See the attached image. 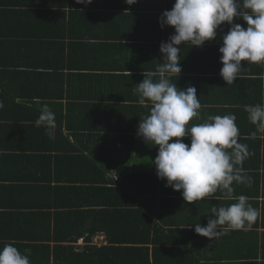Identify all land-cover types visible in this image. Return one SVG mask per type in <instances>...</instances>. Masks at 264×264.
<instances>
[{
	"label": "crops",
	"instance_id": "0c3cea01",
	"mask_svg": "<svg viewBox=\"0 0 264 264\" xmlns=\"http://www.w3.org/2000/svg\"><path fill=\"white\" fill-rule=\"evenodd\" d=\"M174 3L138 0L128 5L125 0H92L85 5L76 0H0V101L4 105L0 117L20 118L0 121L1 154L17 155L0 162V214L8 212L13 218L8 227L0 223V235L25 237L29 233H23L22 228L35 222L47 225L46 220H40L46 213L67 214L59 226L68 223L69 228L63 231L75 229L80 212L96 208L98 201H110L113 204L107 208L113 209L117 203L137 206L152 219V225L161 224L163 219L174 222L165 227L175 230L172 244L194 247L196 252L189 253L203 264L221 257L229 262L253 257L251 246L264 238V134L249 121L245 106L264 104V74L262 82L238 77L227 85L219 77L221 82L209 88L201 86L212 82H199L197 76H221V54L209 61L206 47H221L224 32L217 29L216 39L206 41L203 47L182 44V71L171 81L179 88L194 86L197 90L200 118L190 121L189 127L208 116L235 115L238 142L246 145L249 153L241 165L242 175L249 180L233 183V197L247 196L260 212L257 220L251 227L227 229L216 239L197 234L195 225H207L212 207L228 206L235 200L225 199L218 190L203 200L186 202L182 190L166 187V180L158 178L153 165L158 146L137 135L140 120L150 113L152 105L147 101L139 104L133 89L145 73H156L153 78H158L157 66L163 63L161 43L175 33L171 26L162 28L159 18ZM239 19L246 29L247 23ZM257 65L243 63L242 71L246 67L254 71ZM259 91H263L260 103ZM44 104L55 113L54 140L49 139L45 127L35 123ZM182 139L186 144L191 142L190 137ZM69 148L78 149L75 153L85 151L98 166L93 167V184L101 180L118 191L111 190L107 198L91 192L87 201L80 200L77 181L88 178L82 169L90 165L74 164L70 152L64 151ZM95 186L102 188L100 183ZM38 224L32 227L38 228ZM72 244L82 252L84 237ZM92 244L103 247L104 262L100 264H130L127 257L137 248H142L136 254L140 263L149 264L146 249L150 259L153 249L152 245L111 246L103 232L93 237ZM119 249L121 254L116 252ZM164 254L170 258L169 251ZM179 258L174 255V260Z\"/></svg>",
	"mask_w": 264,
	"mask_h": 264
},
{
	"label": "clouds",
	"instance_id": "9594fccd",
	"mask_svg": "<svg viewBox=\"0 0 264 264\" xmlns=\"http://www.w3.org/2000/svg\"><path fill=\"white\" fill-rule=\"evenodd\" d=\"M78 4H91L92 0H76ZM133 5L138 0H125ZM242 18L248 25L234 23ZM161 27L171 26L175 33L168 42H162L160 52L163 63L156 73H145L142 82L133 91L139 104L151 103L150 113L140 120L137 135L146 143L158 146L153 161L157 176L166 180V187L182 190L186 202H196L216 193L235 202L228 206L212 207V218L206 226L195 225V232L209 239L220 237L227 229L251 227L260 215L248 197H233V183L249 180L242 175L243 160L249 155L247 146L238 142L239 129L233 114L208 116L202 123L192 124L200 118L201 103L194 86L182 89L171 81L180 74V51L184 43L203 47L206 41L217 37V29L227 23L222 34L223 44L220 75L227 85L234 83L244 66L242 62L264 63V0H175L171 10L159 18ZM0 101V108H3ZM249 121L257 132L264 134V104L246 105ZM43 126L49 139H55V113L44 104L35 121ZM252 135H256L254 132ZM190 137V144L183 142ZM176 138V139H173ZM226 226V227H224ZM30 253V249H25ZM0 264H31L29 255L21 253L13 243L0 248Z\"/></svg>",
	"mask_w": 264,
	"mask_h": 264
},
{
	"label": "trees",
	"instance_id": "16d2710c",
	"mask_svg": "<svg viewBox=\"0 0 264 264\" xmlns=\"http://www.w3.org/2000/svg\"><path fill=\"white\" fill-rule=\"evenodd\" d=\"M234 23L240 24L243 26L244 23H240L239 18H234ZM248 25L245 24V27ZM244 27V26H243ZM230 25L227 23L221 25L219 28L222 32L227 33ZM181 47V46H178ZM207 59L212 61L214 59L213 55L221 54L219 52L218 46H208ZM204 48V53L206 51ZM186 53V52H185ZM184 53V54H185ZM222 55V54H221ZM205 60L200 64H204ZM251 64L247 61L242 62ZM258 64L257 68L254 71H250L248 67L241 71L240 78H248L252 83L262 82V77L264 74V64ZM250 73H253L250 75ZM203 79L201 76L198 79L199 82L209 81L212 83H207L201 86H207L208 88L211 85H215L220 81L221 76H218L215 73L211 75L204 74ZM249 75V76H244ZM253 75V76H252ZM255 78V79H253ZM258 88L262 89V84L258 83ZM263 91H259L258 102H261V97ZM212 109V108H211ZM16 121L20 118H4L0 117V121ZM11 119V120H10ZM22 121V120H20ZM1 126V125H0ZM24 128V125H21ZM13 130H16V127H12ZM56 137V136H55ZM59 140V139H58ZM75 148H69L64 151H69L73 156L74 164L90 165L85 166L82 169V174L86 175L88 178L81 177L77 183H80L81 188H78L79 195H82L80 200L87 201L86 196L89 197V194L92 192V195L104 196L109 194L111 190L117 192L118 188H108L107 185L101 182V180H96V183L93 184V174L94 168H98L96 164H92V160L85 151L81 150L79 153H75ZM11 151V150H10ZM17 155H9L0 152V162L2 159L14 158ZM21 157V155H18ZM94 165V166H93ZM94 167V168H93ZM72 181V179H70ZM100 183L102 188H96V184ZM114 184V182L112 183ZM76 185V184H75ZM79 185V184H78ZM49 188V186H48ZM50 189V188H49ZM51 193L54 192L51 187ZM124 190V189H123ZM119 194V192H118ZM107 198V197H105ZM113 204L110 201H98L96 208H91L92 210L80 212V220L77 222V228L65 230L69 228V224L66 223L64 226H59V220H64L65 214H52L46 213L40 217L41 221H47L46 224L34 223L33 225L38 224V228H22L23 233H29L25 237H19L20 234L12 235H0V248H2L7 243H13L18 250L26 255H29L31 264H100V261L104 262L103 258V247H99L95 244H92V239L100 233L106 235L108 244L111 246L122 247L125 245H132L135 247H148L153 246L151 252V259L149 250L147 252V263L149 264H179V261H182V264H203L199 259L195 258L189 252H196L194 247L190 249L188 247L182 248V246H176L172 244L171 233H175V230H166L165 227L169 223L175 224L174 222L167 221L163 219L161 224L152 225V219L142 210L138 209L137 206H130L129 203H117L113 205L112 208H107L109 205ZM125 208H129L128 211ZM0 214V223L3 226H10L13 222V218L8 214V212H1ZM91 216V217H90ZM144 216V219H143ZM143 219V220H142ZM56 225V226H55ZM68 226V227H67ZM35 233L38 235L34 236ZM28 236V237H27ZM79 236L84 237L85 246L82 252L76 251L75 245L72 244L73 241H76ZM28 239V241H26ZM70 242L69 245L65 243ZM218 248V246H215ZM25 249H30V253H25ZM138 251H130L131 255L127 257L130 264H140L142 262L140 258H137V253L142 250V248H137ZM251 249H255L253 257L239 258L233 262H229L221 259H211V261L206 262L205 264H264V238L262 242L254 243V246H251ZM169 251L170 258H167L164 253ZM228 251V248L225 252ZM119 254L122 253V249L117 250ZM135 254V255H134ZM178 254L180 257L178 260H174V255ZM183 257V258H181ZM120 260V259H119ZM232 260V259H231ZM114 264V261H112Z\"/></svg>",
	"mask_w": 264,
	"mask_h": 264
},
{
	"label": "rangeland",
	"instance_id": "374dc122",
	"mask_svg": "<svg viewBox=\"0 0 264 264\" xmlns=\"http://www.w3.org/2000/svg\"><path fill=\"white\" fill-rule=\"evenodd\" d=\"M135 150L138 151L139 149L137 148V149H135ZM121 155H124L123 152L121 153ZM98 240H99V239H98ZM140 264H141V263H140Z\"/></svg>",
	"mask_w": 264,
	"mask_h": 264
}]
</instances>
